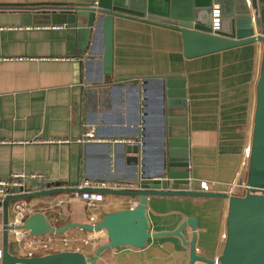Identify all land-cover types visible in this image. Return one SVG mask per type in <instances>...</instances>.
<instances>
[{"label":"crops","instance_id":"obj_1","mask_svg":"<svg viewBox=\"0 0 264 264\" xmlns=\"http://www.w3.org/2000/svg\"><path fill=\"white\" fill-rule=\"evenodd\" d=\"M91 1L0 0V179L13 172H36L63 188H72L84 178L127 179L132 171L126 161L119 154L107 156L101 142H135L142 136L146 139V168L158 172L162 107L155 75L182 73L187 97V106L181 111L187 116L189 188L202 190V182L216 181L215 191L227 192L239 185V179L245 178L241 164L251 138L258 45L186 58L176 30L115 17L112 75H104L100 35L91 57H77L75 26L52 24L41 11L46 5ZM256 1L264 31V0ZM121 76L130 78L112 81ZM89 128L98 144L39 141L74 139ZM41 189L32 186L30 191ZM26 200L32 212H41L52 226L60 227L67 222L92 223V214L97 222L107 212L133 206L137 197L104 195L93 211L72 191ZM146 206L152 232L173 230L194 217L196 251L208 258L220 252L224 199L148 195ZM181 231L189 240L190 227L185 225ZM53 235L54 251L64 250L61 238L66 237L71 240V250L85 255H92L107 241L103 230L71 228ZM93 237L94 245L84 244L83 240ZM9 240L13 254L25 256L11 236ZM188 253V246L178 237L164 236L149 239L142 249L105 250L94 264H186Z\"/></svg>","mask_w":264,"mask_h":264},{"label":"water","instance_id":"obj_2","mask_svg":"<svg viewBox=\"0 0 264 264\" xmlns=\"http://www.w3.org/2000/svg\"><path fill=\"white\" fill-rule=\"evenodd\" d=\"M92 0L89 3L55 4L43 6L50 23L74 25L77 35L76 56L91 57L97 36L102 41V72L112 75L113 24L115 17L129 18L176 30L181 35L183 55L195 58L232 47L257 44L259 72L255 83V100L251 138L241 164L245 169V192L242 195L225 191H207L189 188V149L186 82L182 73L157 74L159 86L158 142L160 144V170L151 173L146 168V139L134 143L101 142L107 156L119 154L132 171L122 179L133 184L128 189L104 188V195L137 197V202L126 208L105 213L97 222H67L54 227L41 212L30 213L22 227L33 236L46 233L63 234L68 229L105 231L107 241L98 245L92 255L78 250H60L36 256H20L9 251V204L17 199L50 196L61 191H90L60 187L58 182L34 180L21 192L12 188L11 194L0 200L1 207V260L0 264H90L105 250L120 247L142 249L151 238L176 236L188 246L186 264L197 261L205 264H264V31L261 29L256 0ZM218 4V29L212 31L213 5ZM130 77H116L113 82ZM145 128V127H143ZM98 144V143H87ZM32 186L43 189L30 191ZM148 195L222 198L226 202L224 240L214 258L199 254L195 248L197 220L188 217L175 229L152 232L147 214ZM191 229L186 239L182 228Z\"/></svg>","mask_w":264,"mask_h":264},{"label":"built area","instance_id":"obj_3","mask_svg":"<svg viewBox=\"0 0 264 264\" xmlns=\"http://www.w3.org/2000/svg\"><path fill=\"white\" fill-rule=\"evenodd\" d=\"M96 1V0H94ZM212 31L218 29V23H219V8L218 4L213 5V11H212ZM60 26H57L59 28ZM41 142L46 143H66V142H76L79 144H85L87 142H93L97 141L94 130L92 128L84 130L80 136L71 139V138H45L42 140H39ZM127 143H134L131 141H127ZM247 150V149H246ZM43 179V175L36 172H13L8 177L0 179V200H3L7 195L11 194L12 188H19L21 189V192H24V188L29 187L31 185V182L34 180H41ZM201 186L204 188L202 190L207 191H215L214 186H216V181L209 182H202ZM76 189H83V188H89L92 189L90 191H74V194L78 196L85 205L90 210H96V208L99 205V202H101L104 198V194L100 193L98 189H104V188H112V189H128L132 188L133 184L125 181V180H119V179H102V178H84L80 183L74 186ZM208 187H212V189H209ZM229 194H236L238 192L244 194L245 192V184L242 182V184L232 186L230 190L227 191ZM135 204V202H134ZM32 213L30 206L27 203L26 199H17L13 200L9 204V222L10 225L9 228V234L13 239V242L15 245L19 246L25 251V256H36V255H42L50 252H54L53 247V237L52 238H43L40 236H33L29 233L28 230L24 229L22 225L24 224V221L26 217ZM0 216H1V207H0ZM1 218V217H0ZM90 221L94 223L95 221V215L92 214L89 217ZM0 228H1V221H0ZM95 237L83 240L84 244H95ZM224 240V233L221 234L220 237V246L222 245V242ZM61 242L64 246V250H71L72 243L71 240L62 237ZM220 249V248H219ZM218 255V254H217ZM0 260H1V237H0Z\"/></svg>","mask_w":264,"mask_h":264},{"label":"rangeland","instance_id":"obj_4","mask_svg":"<svg viewBox=\"0 0 264 264\" xmlns=\"http://www.w3.org/2000/svg\"><path fill=\"white\" fill-rule=\"evenodd\" d=\"M239 181L241 182H239L240 184H242V182H244V179H239ZM107 196H112V195H107ZM33 199L34 198H32V201H33ZM31 201V200H30ZM29 201V204H31V202ZM54 235L52 234V233H46V234H43V235H41V237H43V238H52ZM95 262V261H94Z\"/></svg>","mask_w":264,"mask_h":264},{"label":"trees","instance_id":"obj_5","mask_svg":"<svg viewBox=\"0 0 264 264\" xmlns=\"http://www.w3.org/2000/svg\"><path fill=\"white\" fill-rule=\"evenodd\" d=\"M9 251H10L11 253H13V251H12V247H11V240H10V243H9ZM90 264H94V262H92V263H90Z\"/></svg>","mask_w":264,"mask_h":264}]
</instances>
